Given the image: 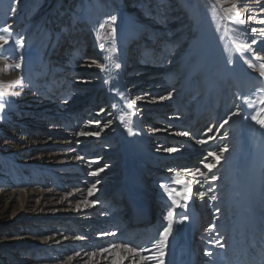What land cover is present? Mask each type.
<instances>
[{"label":"rangeland","instance_id":"rangeland-1","mask_svg":"<svg viewBox=\"0 0 264 264\" xmlns=\"http://www.w3.org/2000/svg\"><path fill=\"white\" fill-rule=\"evenodd\" d=\"M109 1L113 11L102 15L93 0H0V35L9 40L0 48V92L8 102L0 110V182L5 179L0 183V264L119 262L125 250L117 247L116 239L125 219L111 207V199L98 196H115L123 189L118 185L126 178L120 156L125 147L117 141L122 133L126 142L144 138L133 152L146 147L156 154L138 157L157 168L142 170L136 181L139 195L149 196L158 207L160 217L154 220L171 211L183 221L176 236L180 253L192 245L197 250L196 264H223L213 252L220 248L215 244L217 237L200 241L207 240L203 231L230 226L226 212L233 201L232 188L225 187L235 177L231 176L233 166L241 162L237 159L244 150L243 132L250 118L245 116L248 107L234 70L215 73L209 79V93H204L209 51L204 52L197 27L200 13L215 1L231 42L264 84V60L259 59L264 56V0ZM5 26L11 31L4 32ZM19 38L24 39L23 48L15 45ZM121 45L126 46L121 49ZM150 46L152 62L142 55ZM101 82L107 92L94 91ZM122 86L124 97L108 104ZM185 87L188 94L179 101ZM84 98L83 110L74 116H51L49 122L44 115ZM202 99L207 103L201 126L196 131L184 125L178 128L191 122ZM129 104L136 108V116L131 117ZM179 104V112L174 113ZM257 119L264 120V112ZM252 129V149L256 150L264 127L255 121ZM225 145L228 150L221 153ZM168 148L176 151L168 152ZM112 152L115 159L110 157ZM209 152L219 155V162ZM205 164L216 167L209 171ZM211 175L217 179L211 181ZM93 184L96 187L89 196ZM31 191L35 193L30 196ZM189 214L198 219L192 243L184 220ZM107 217L116 224L111 227ZM129 234L124 236L131 243ZM133 243L148 264H156L151 241ZM206 247L212 253L208 260ZM135 259L126 257L120 264Z\"/></svg>","mask_w":264,"mask_h":264},{"label":"bare ground","instance_id":"bare-ground-1","mask_svg":"<svg viewBox=\"0 0 264 264\" xmlns=\"http://www.w3.org/2000/svg\"><path fill=\"white\" fill-rule=\"evenodd\" d=\"M94 5L97 6L102 13V15L110 14L113 11V6L110 4L109 0H93ZM210 9L203 10L199 15V24L197 29V36L198 40L200 41L201 46L204 48V52L206 50L209 51V53L206 56L207 63L209 70L207 71V80L212 77H215V73L217 72L219 74L223 73L227 70V74L234 70L237 79L240 81L243 89L242 93L244 94V100L247 103L248 110L246 111V117L250 118V121L247 123L245 130L243 132V140H244V150L241 156L237 159L240 162L235 163L236 165L233 166V171L231 172V176L235 175L234 178L229 179L228 186L225 187V189L232 188L230 191V195H232L233 201H230L229 204V212L227 211L226 214L228 217L226 219H229L230 226L228 227H215L213 226L211 231L206 233L203 231L204 237H207V240L201 239L200 242H207L208 237H217L215 239L218 240H224L225 242L228 241L230 247H227L226 245L223 248H219L215 252V255H218V258H221V261L223 264H264V130L262 132V137L260 140V143L256 150L252 149V142H251V136L253 133L252 126L255 124V120L252 119V116L258 117V113L264 112V104L261 103V100L264 99V84L263 82L257 77L254 76L252 73V70L249 68L248 64L245 61V58L240 53L239 48H236L234 46V43L231 42L229 38V32H228V25L223 23L222 21V15L217 11L216 9V2L210 1ZM198 16V14H197ZM124 31V30H123ZM122 43V42H121ZM128 43V42H127ZM126 45L122 46L121 49H123ZM117 49V48H116ZM152 47H147V52L143 53L147 59L152 60L154 57L152 55H148L151 51ZM135 51V50H134ZM137 51H144V50H137ZM101 54V53H100ZM204 54V53H203ZM103 62V60H102ZM105 59H104V62ZM157 64V63H156ZM216 68V72H214V69ZM104 73V72H103ZM122 73V68L120 70V74ZM105 80V79H104ZM207 81L205 94L209 93L210 86L212 81ZM188 85V84H187ZM124 86V83H123ZM123 86L120 90L119 94L111 95L108 104L113 103L114 100H119V97H124L125 90L123 89ZM188 87V86H187ZM185 87L182 89L183 91L180 92L179 101L181 100V96H186L188 94V88ZM106 84L104 82H101L99 85L96 86L95 92L98 90H106ZM139 88V87H137ZM251 93V95L249 94ZM92 98V96H91ZM85 98L83 100L77 101L75 103L69 104L66 108H55L52 110L51 114H44L47 115L46 118L48 121H51V116L66 119L68 116H74L78 113V111L83 110L85 102ZM90 101V100H89ZM205 99H202L200 102L197 103V105L194 108L195 114L191 116V122L185 123V124H178V128L180 126L184 125L187 129L188 127H192L190 130L196 131L198 127L201 126L203 120V113L205 110ZM120 105V104H118ZM133 106V105H132ZM177 108L174 109V113H178L181 107V104L176 106ZM246 107V108H247ZM129 111H131V117L136 116V108L129 107ZM133 111V113H132ZM42 112V111H41ZM45 111H43L44 113ZM81 113V112H80ZM123 110L119 112V115L123 114ZM257 113V114H256ZM190 113L186 114V118ZM200 119V120H199ZM196 120V121H194ZM194 122L196 124H194ZM66 130L65 128L62 129V131ZM139 133V132H137ZM142 133V132H141ZM132 136V135H131ZM126 134L122 133L121 137L117 140L119 143V146H124L125 151L122 156L123 158V166L125 165V168L123 170L125 174V179L119 183V187H123L122 191L118 194H115V196L107 195L106 193H103L101 197L98 195V199L104 200L105 198L111 199V207L115 208L118 213L123 215V218L125 219L124 223H122L123 226L119 227V237L116 239L118 241L117 247L120 248L122 251L125 250L123 254L121 255L122 258H120L119 262H115L114 264H120L123 259L126 257L132 259L135 257L136 261L139 264H148V261L146 258L142 257L143 253L138 252L136 250L135 245H133L136 241H140V243L144 242L145 240L151 241L153 250H154V259L156 264H160V261H163V264H184L187 257H190L191 259L196 257V251L191 250L188 252V250L183 251V253H180V244L176 240V236L180 235L181 229H182V220L181 218H177L172 214L171 217V223H172V230L171 233L168 236L167 241L164 244L163 257L159 256L160 248L158 245V241L161 239L160 233L163 231V226H168L169 219L166 215L164 218H157V220H154L155 217H160L158 207L156 204H153L151 200L149 199V196L146 198L142 197V194L139 195V191L137 189L136 181L140 180V177L142 175V170L149 168V171L156 170L157 166L154 165V163L148 161V160H142L138 159V157H144L148 155H156L154 152L149 151L146 147L142 150H135L133 152V147H139L143 142L144 138L141 136L138 138L133 137L132 140L125 141ZM131 138V137H130ZM136 147V148H137ZM132 148V149H131ZM117 155H115L113 152L110 155L113 159H115ZM137 157V158H136ZM162 160L165 158L162 157ZM151 160V159H150ZM236 160V162H238ZM154 161V160H153ZM122 162V161H121ZM113 166V165H112ZM36 175L40 176L39 173L36 172ZM230 177V176H229ZM155 176L152 177L150 180L154 181ZM5 179H2L0 183H2ZM35 192L30 193L34 194ZM100 194L101 192H97ZM125 193V194H124ZM129 193V194H128ZM120 196V197H119ZM125 196V197H124ZM124 198H127L126 201L123 200ZM146 203L147 206L151 207L150 215L148 214L149 221L146 223V225H149L151 227V233L145 234L149 227L145 228H134L131 224H134V221H142L143 219H146L147 214H142L137 212L135 216L137 218L135 220L131 219V208L135 206H139L140 203ZM125 203V204H124ZM115 204H117L115 206ZM129 204V208H128ZM161 209V207H160ZM98 212V209H95V212ZM108 211V210H107ZM139 211V210H138ZM106 212V211H105ZM175 213V212H174ZM196 213V212H195ZM194 214V213H193ZM197 214V213H196ZM134 215V214H133ZM106 216V215H105ZM198 216V215H197ZM146 217V218H144ZM106 218V217H105ZM111 223V227L116 224L113 217H107ZM185 222L187 223V231L188 236L187 239L191 240L190 235L196 232L197 230V217L194 215V217L189 216L187 218H184ZM152 225V226H150ZM159 229V231H158ZM130 233V234H129ZM133 236H132V234ZM157 233V236L155 235ZM131 236L130 238L133 239L132 242L128 243L126 242V238L124 235ZM145 234V235H144ZM148 236V237H147ZM101 238V237H100ZM210 240V239H209ZM207 244V243H206ZM151 247V246H150ZM203 246L202 248H204ZM193 248V247H192ZM197 249L200 250V248L197 247ZM172 250H174V254H171ZM152 251V250H151ZM204 251V249H203ZM205 253H209L210 249L207 247L205 248ZM185 253V254H184ZM212 254V253H211ZM185 255V256H183ZM206 257V260L209 259L210 255H204ZM213 256V255H212ZM204 257V258H205ZM185 258V259H184ZM203 258V257H201ZM192 259V261H193ZM196 260V259H195ZM198 260V259H197ZM97 261V260H96ZM117 261V260H116ZM135 261V262H136ZM130 264H136L133 260L129 261ZM195 264V262H193ZM202 264H206L203 262Z\"/></svg>","mask_w":264,"mask_h":264},{"label":"snow or ice","instance_id":"snow-or-ice-1","mask_svg":"<svg viewBox=\"0 0 264 264\" xmlns=\"http://www.w3.org/2000/svg\"><path fill=\"white\" fill-rule=\"evenodd\" d=\"M12 11L14 12L15 9L13 8ZM110 20H115V17H110ZM261 23H264V21H261ZM103 27H104V25L102 24L101 25V28H103ZM3 31L4 32H10L11 29H10V27L5 26L3 28ZM255 31H256V29H253V32H255ZM0 42H3L2 44H0V48H2L4 45H7L9 43V40L4 35H0ZM252 43L255 44L256 41L253 40ZM15 45L17 47H19V48H23V46H24V39L23 38H19V39L15 40ZM259 59L264 60V56H260ZM16 67L19 68L20 65L17 64ZM117 67H119V65H117ZM261 68L264 69V64L261 65ZM261 76H264V71H261ZM3 95L4 94L2 92H0V110H3L5 108L6 103H8L7 101L3 100ZM16 95H19V93L17 92ZM169 96H171V93H169ZM165 98L166 97H159V99H161V100H163ZM137 99H141V97H137ZM133 103H135V102H133ZM261 103L264 104V99L261 100ZM129 107L131 108L132 107V104H129ZM101 111H104V110L101 109ZM238 114L239 113H233V115H238ZM252 119L255 120L258 124H260L261 127H264V120H259V119H257L256 116H253ZM224 123L227 124L228 121L225 120ZM221 127H223V125H221ZM209 131H211V129H209ZM80 135H99V132H82V133H80ZM178 135H185L186 136V135H188V133L187 132H180V133H178ZM197 143L203 144V143H205V141L199 140V141H197ZM227 150H228V146L225 145L224 147H222L220 149V152L223 153V152H225ZM166 151H168V152H174V151H176V149L175 148H168V149H166ZM208 155L209 156H213L214 159L217 162H219V159H220V156L219 155L214 154L212 152H209ZM205 167H207L209 169V171H211V169L212 168H215L216 165L215 164H205ZM99 171H103V169H99ZM92 174L93 175H96L98 173H92ZM216 179H217V177L215 175H211V177H210V180L211 181H215ZM95 187H96V185L93 184L92 187L88 189V195L89 196H92ZM209 191H211V188H209ZM199 195L201 197H204L205 196V193L204 192H201V193H199ZM185 199H187V196H185ZM211 199L213 201H215L216 200V197L215 196H212ZM88 203L94 204L95 201H90ZM173 204H176V201L175 200H173ZM219 211L220 210L217 209V212H219ZM171 217H172V212L170 211L168 213V217H167L170 222H169L168 226L167 227H164L163 228V231L160 233L161 239L158 241V245H159V248H160V252H159V256L160 257H163V255H164L163 247H164V244L167 241L168 236H169V234L171 233V230H172ZM215 244H216V246L221 247V248H223L225 246L224 243H221L220 240H216L215 241ZM102 251H107V249H102ZM206 255H211V253L210 252L209 253H206ZM160 264H163V261L162 260L160 261Z\"/></svg>","mask_w":264,"mask_h":264}]
</instances>
